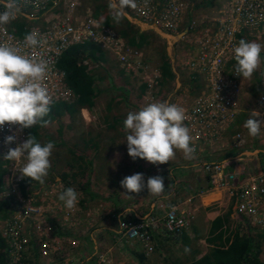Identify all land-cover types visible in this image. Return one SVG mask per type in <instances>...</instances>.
I'll list each match as a JSON object with an SVG mask.
<instances>
[{
	"label": "built area",
	"instance_id": "built-area-1",
	"mask_svg": "<svg viewBox=\"0 0 264 264\" xmlns=\"http://www.w3.org/2000/svg\"><path fill=\"white\" fill-rule=\"evenodd\" d=\"M86 1L16 0V18L0 25V44L12 46L18 54L37 61H47L48 70L42 84L52 97V104L73 103L77 99L58 65L62 54L72 45L97 43L104 51L112 50L125 64L123 67L129 62L126 45L119 35L104 27L91 6L84 12ZM189 1L135 0V8L126 6L124 10L141 23L172 35L178 33L179 24L185 23L184 10ZM6 3L7 0H0V12L6 10ZM105 3L110 5L111 0ZM218 16L212 23L218 24L213 35L215 40L208 32L210 28L199 32L197 42L191 45L194 53L187 66L201 77L203 85L202 95L187 108L184 120L195 149L196 161L191 166L209 182L208 189L201 188L200 193L219 190L232 200L230 219L222 227L225 237H233L236 233L253 235L260 242V256L264 261V166L253 164L250 158L254 156L253 150L243 149V133L238 131L231 135L228 130L241 111L240 96L246 85L243 86V78L235 73L237 63L233 49L244 34L260 40L264 38V0H221ZM18 23L23 24L24 34H20ZM191 28L196 29L193 25ZM30 33H35L39 41L35 47L25 45V36ZM129 51L132 53L131 48ZM89 62L84 61L86 65ZM259 101L263 110L258 102L260 109L253 112L263 121L264 95ZM9 135L16 139L5 144ZM27 138L25 129L20 130L18 125L6 123L0 127V159L3 169L8 171L2 195L15 201L10 205L8 217L0 216V237L7 245L8 264H32L29 260L34 251L39 254V264H70V258H60V246L55 242L61 241L58 226L70 223L72 226L74 222L68 220L77 214L59 200L58 188L42 187L36 192L29 191L30 186L25 189L24 184L30 177L21 179L18 171L25 163L23 158L15 162L4 159L9 148H15ZM222 143L239 152L220 161L208 159L215 154L214 147ZM12 209L13 214L10 213ZM164 210L162 215L141 221L121 216V237L127 242H140L147 254L154 251L153 231L181 237L189 228L187 211L175 203L168 204ZM56 254V260H49L48 256Z\"/></svg>",
	"mask_w": 264,
	"mask_h": 264
},
{
	"label": "rangeland",
	"instance_id": "rangeland-1",
	"mask_svg": "<svg viewBox=\"0 0 264 264\" xmlns=\"http://www.w3.org/2000/svg\"><path fill=\"white\" fill-rule=\"evenodd\" d=\"M220 2L221 0H210L209 2L206 0L189 1L187 8L185 7V10H187L184 16V21L186 20L185 24L181 23L182 26L179 24L177 34H166L172 36L169 45L166 38L162 36L165 32L163 33L159 28H155V26L149 28L142 27V24L136 22L135 18L131 17L127 12L120 22L117 23L113 16L115 10L110 8V5L105 3V0H87L84 12L89 6L93 8L94 12H96L97 9L99 13V17L97 16L98 19H101L102 23L104 22L103 25L106 24L104 27L106 29L110 27L112 31L114 30V32L119 35V38L123 39V42L126 44L124 49H127L126 54L129 58V62L123 67L125 64L119 61V57L116 56L112 50L109 51V49L105 50V55L102 60L89 62L88 66L90 71H92L91 73L97 74L98 71L100 72V77L98 76L96 79L98 94L94 106L91 108H79L78 111L70 115L65 113L60 120L48 122L41 127L40 142L42 145L50 141V136L58 142L63 141L64 144L55 146L49 158L51 163L50 171L52 174H48V176L44 178L43 184L33 180L26 184L25 189L30 186L29 191L36 192L42 187L52 186L54 190L58 188L60 194L61 189L64 191L68 187L74 188L78 193V203L76 207L70 211L77 215L76 217L70 218L68 221L70 223L75 222L74 219L76 221L79 219L80 228L82 227V230H85L84 234L88 233L91 228H98V225H108L109 223L119 226L120 218L117 214L120 212L121 214L126 213L127 215L125 216L132 219L135 218L134 212H148L151 203L156 200V197L148 193L147 188L139 193H128L121 187L120 181L126 176L139 172L144 174L146 184L148 177L160 175L164 178V185L165 188H167V182L172 179L170 173L171 169L177 166V164H181L180 166L183 164L190 166L189 164L196 161V156L195 153H193L191 159H186L182 151L176 150L175 157L165 164L153 165L141 158L133 160L127 153V133L124 129L123 122L129 112H136L150 103L169 102L176 104L181 107L184 110V114H186L187 108H190L194 102L200 98L203 91V85L201 84L202 80L199 79V75L197 76L196 73H193V71L187 67L188 61L194 53V47L191 45L197 42L196 40L198 34H200L199 32L205 31L207 28H210L209 32H211L212 35H209L215 40L216 37L213 35L216 34L218 24L212 23L219 15ZM107 20H109V22H106ZM191 25L196 29H192ZM125 29L130 36L135 33L141 34L137 36V43L142 41V47H135L130 44L128 36L123 34V30ZM185 34H187V36ZM240 39L254 41L264 46V38L260 40L244 34L239 37V40ZM128 47L132 49V53H130ZM164 56L169 59L174 73L169 81L163 76L162 64ZM91 65L92 68L90 67ZM118 66L120 69L124 70L125 77L128 78V82H121V85L126 83L129 85L127 100L125 99L126 96L124 93L113 89L112 84L115 82V79L114 82L113 80H109L111 76L116 75L109 76V72L119 68ZM243 81V86L246 85L245 88H243L242 96H240L241 111L237 115V120L231 124L228 130L231 135L236 134L238 131L243 133V138L245 140L243 149L253 150L254 156L250 158H255L257 164L256 161L254 163L258 165L264 159V156L255 157V149L264 147V119L262 121L260 119L261 116H255L256 113L253 111L260 108L263 110L259 100L261 96L264 95V48H262L260 54V64L257 70L250 78L243 79ZM258 102L260 108H258ZM249 118H255L261 122L260 132L255 136L250 135L248 129L244 126L245 121ZM239 119L240 124L238 123ZM111 123L115 124V126L112 127ZM183 125L186 126L184 121ZM60 127H62L61 133L59 131ZM214 149L216 150L215 154L208 157V159L211 158L215 161H220L231 153L239 152L235 151L230 145L226 147L225 143L215 146ZM80 156L85 157L87 161L93 162V171L91 175H87L86 179L88 178L91 180V191L98 193L102 198H93L89 194H86L81 185L85 180H82L81 177L76 178L72 175L78 172L80 166H87L86 161L81 159ZM175 171L178 173V168L177 170L175 169ZM193 173L194 175L200 174L198 171H193ZM64 174H67V182L62 181L61 178L59 181L56 179L57 176L62 177ZM182 192L183 194H178L179 197H186L188 192L185 190ZM162 193L156 196L158 197ZM199 195H203V193L201 192ZM176 196H171L170 194L169 197L175 199ZM3 198L6 199L5 196H3ZM175 200L178 201L177 199ZM8 202L9 205L15 203L14 200H8ZM165 202L167 201L165 200ZM167 204H173V202ZM230 204L232 206V200H229V197L226 196L224 199V206L227 207L230 206ZM210 205H213L215 208L219 206L216 200H212ZM126 206L131 207L132 212H129V210L126 211L128 208ZM161 206L162 205H159L157 209L162 211V213H157L152 216L165 213V207L160 209ZM13 212L14 209L10 210V213L13 214ZM97 212L98 221L96 217ZM70 224L65 226H60V224L57 230H60L64 234L67 228H70ZM190 224L191 222L189 223V228ZM57 225L58 224H56V226ZM118 228L120 231V227ZM159 232L160 236L173 237L171 233ZM185 232L186 231H184V233ZM58 234L61 235L59 236L61 241L55 243L60 246L58 252L59 256H61L60 258H64V260L70 258V264H74L75 258L72 256L74 251L72 248H69L67 252L65 251L64 245L66 241L63 239V235L60 232H58ZM64 237L68 240L70 238L69 235H64ZM100 237L101 236L98 238ZM78 239L79 236L76 234V236L72 238V241L70 240V245H75L76 242L74 241H78ZM116 242L120 246L131 243L124 240L120 235L117 236ZM194 255L198 256L199 254ZM31 258L34 259L29 260L32 264H39V254L37 251L32 253ZM48 258L49 260H56L58 255L48 256Z\"/></svg>",
	"mask_w": 264,
	"mask_h": 264
},
{
	"label": "clouds",
	"instance_id": "clouds-1",
	"mask_svg": "<svg viewBox=\"0 0 264 264\" xmlns=\"http://www.w3.org/2000/svg\"><path fill=\"white\" fill-rule=\"evenodd\" d=\"M126 6L135 8V0H111L110 8L115 10L113 16L117 23L126 15ZM5 9L0 12V25L16 18V0H7ZM38 43L35 33L25 36L26 46L35 47ZM262 48L264 46L257 42L239 40L233 49L237 62L236 75L243 79L253 75L260 64ZM47 70V61H37L18 54V50L12 46L0 44V127L7 123L18 125L23 130L32 128L38 121L47 124L43 118L50 112L52 104V97L42 84ZM184 119V110L169 102L150 103L136 112H129L123 122L128 155L133 160L141 158L153 165L168 163L175 157L176 150L182 151L186 159H191L195 149L190 146L192 138L189 129L183 125ZM244 126L250 135L255 136L260 132L261 122L249 118ZM15 139L14 135H9L5 144ZM54 147V142L48 141L42 145L29 134L25 141L15 148H9L4 159L15 162L23 158L25 163L18 169L20 178L30 177L32 181L43 184L51 168L49 158ZM120 184L128 193H139L147 188L148 193L159 195L165 189L162 176L148 177L145 184L144 174L139 172L124 177ZM58 198L69 210L78 203V193L72 187L62 191Z\"/></svg>",
	"mask_w": 264,
	"mask_h": 264
},
{
	"label": "crops",
	"instance_id": "crops-1",
	"mask_svg": "<svg viewBox=\"0 0 264 264\" xmlns=\"http://www.w3.org/2000/svg\"><path fill=\"white\" fill-rule=\"evenodd\" d=\"M136 22L142 24V27H151L150 25L143 24L138 20H136ZM166 34L167 33H164L162 36L166 38L167 42L170 45V38L172 36ZM114 74L116 75L111 76ZM92 75L94 76L96 87H98L96 79L98 76L100 77V72L98 71L97 74L92 73ZM108 75L111 76L109 80H113L114 82L115 79V82L112 84L113 89L117 90L118 92L124 93V95L126 96L125 99L127 100V91L129 85L128 83L121 85L122 81L128 82V78L125 77L124 70L120 69L119 67L110 71ZM238 123L240 124L239 121ZM255 152L256 158L258 156H264L262 154L264 153V147L256 148ZM252 161L254 165L257 164L255 158H252ZM255 161L256 164L254 163ZM263 161L260 162L258 166H264ZM192 164H189L190 166L186 164L180 166L181 164H177L178 167L175 166L174 168H172L170 171L172 179L171 181L167 182L168 189L158 197L154 195V197H156V200L151 203L148 212H134V220L141 221L147 219L150 215L152 216L157 213L161 214L162 211L157 209L159 205H162L163 207L161 206L160 209H163L164 207H168L167 203L169 202L177 204L180 209L183 208L185 209V211H187V215L191 222L190 228H188V230L181 236V238H177L176 236H171L172 238L163 237L160 236L159 231H153L152 234L154 251L151 254H147L145 248L140 242L134 241L128 243V245L125 244L124 246H120L117 244L116 238L119 235L121 236L118 228L120 227V224L119 226H117L115 224L111 225L109 223L108 225H98L97 223L98 228H91L88 233L84 234L85 230H82V227L80 228L81 225H79V219H77V221L75 220L73 225L69 226L70 228H67V230L65 231V235L70 236L69 240L63 236V239L66 241V244L64 245L65 251L67 252L69 248H72V250L74 251L72 255L75 258L74 264H189L190 261L194 260V256H197L194 254H199L196 258L204 255L211 247L210 243H208V239L212 238V228L214 220L218 217L225 216V214L228 213H230L231 215L232 206L231 204L227 207L224 206V199L226 196L224 195L223 191L216 190L214 192H204L203 195H199L201 188L203 190L208 189L207 186L209 185V182L206 177H204L203 175L201 176V173L198 175H194L193 171L196 170L193 169L194 166H191ZM177 168L178 173H176L175 171V169L177 170ZM5 174L7 180L8 171H6ZM60 178V176H57L56 179L59 181ZM183 190L188 192L187 196L180 198L178 194H183ZM170 194L171 196L177 195L175 199H177L178 201H176L174 198H170ZM1 198H3L2 194ZM165 200L167 202H165ZM212 200H216L219 206L215 208L213 207V205H210ZM127 210L132 209L131 207H128L126 211ZM125 215L127 214H121V212L117 214L119 218L121 216L128 217ZM96 217L98 221V212ZM76 234H78L79 239L78 241H74L76 242L75 245L71 246L70 240L72 241V238L76 236ZM216 235L217 233H215L213 236ZM99 236L101 237L98 238ZM138 257L143 258L144 263H141Z\"/></svg>",
	"mask_w": 264,
	"mask_h": 264
},
{
	"label": "trees",
	"instance_id": "trees-1",
	"mask_svg": "<svg viewBox=\"0 0 264 264\" xmlns=\"http://www.w3.org/2000/svg\"><path fill=\"white\" fill-rule=\"evenodd\" d=\"M95 14L99 17L97 9ZM106 22H109V20H107ZM17 25L19 26L20 34H24L25 31L23 30V24L18 23ZM126 31V29L123 30V34L128 36V41L130 42V44L135 47H142V41H140V43H137V36L141 34L135 33V36H130V34H128ZM104 52L105 51L99 44L91 42L79 45L76 44L65 50L59 60L58 65L64 71L66 81L73 88L74 92L77 95V99L73 103L58 102L51 104V110L48 115L43 118L44 121H47V123L51 121H58L65 113L72 114L78 111L79 108H91L92 106H94L97 97V87L95 84L94 76L89 71L88 65H86L84 61L102 60L105 55ZM162 71L163 76L167 81H169V79L174 74L171 63L166 56H164L163 58ZM238 121L240 122V119ZM43 125V121H38L37 124H35L32 128H25V131L28 136L29 134H31L36 137L38 142H40V129ZM111 125L112 127L115 126V124L113 123H111ZM59 131L60 133L62 132V127H60ZM49 140L54 142L55 146L64 144L63 141L58 142L51 136L49 137ZM262 154L264 155V153ZM80 158L85 160V157L83 156H80ZM85 161L87 163V166H80L78 172L72 175L76 178L81 177L82 180H85L81 185L86 194H89L93 198H102V196L98 193L91 191V180L88 178L86 179V177L89 174L91 175V172L93 171V162L87 160ZM5 172L6 171L2 167V160L0 159V216L2 217H8L10 208L8 202L9 199L1 198V194L3 193L7 184ZM49 174H52L50 170ZM66 175L67 174H64L61 177L62 181H66ZM30 179L31 178H28L26 180L24 187L26 186V184L32 181V179ZM167 189L168 188H165L163 193ZM229 219L230 213L225 214V216L218 217L214 220L212 228V238L208 239V243H210L211 245L210 249L201 257L196 258L197 256H195L194 260L190 261L189 264H264V261L260 256V242H258L253 235L246 234L242 236L236 233L233 237H225V233L224 231H222V227L226 221H229ZM57 232H60L63 236L65 235V233L63 234V232H61L60 230H57ZM215 233H217V235L213 236ZM139 261L141 263H144L143 258H139ZM8 263L9 256L7 252V245L5 240L0 237V264Z\"/></svg>",
	"mask_w": 264,
	"mask_h": 264
},
{
	"label": "bare ground",
	"instance_id": "bare-ground-1",
	"mask_svg": "<svg viewBox=\"0 0 264 264\" xmlns=\"http://www.w3.org/2000/svg\"><path fill=\"white\" fill-rule=\"evenodd\" d=\"M191 4V3H190ZM186 11L187 10H185V13H186ZM101 20V19H100ZM189 21V20H188ZM104 23V22H103ZM185 24V23H184ZM104 25H106V24H104ZM181 26H182V24H181ZM180 26V27H181ZM108 28H110V27H108ZM209 32V31H208ZM164 33V32H163ZM186 33V32H185ZM195 33V32H194ZM186 35V34H185ZM195 36H196V34H195ZM123 40V39H122ZM190 43V42H189ZM196 43V42H195ZM79 45V44H78ZM126 45V44H125ZM73 46V45H72ZM129 48V47H128ZM127 50V49H126ZM110 51V50H109ZM112 52V51H111ZM114 55V54H113ZM94 60V59H93ZM116 60V59H115ZM91 61V60H90ZM93 62H95V61H93ZM96 64V63H95ZM141 64H142V62H141ZM91 68H92V65L90 66ZM95 68H97V67H95ZM127 68V67H126ZM177 68V67H176ZM94 69V68H93ZM98 69V68H97ZM182 71V70H181ZM92 72V71H91ZM161 74V73H160ZM191 74V73H190ZM193 75H195V74H193ZM198 76V75H197ZM199 79H200V77H199ZM199 79H197V80H199ZM201 80V79H200ZM195 81V80H194ZM193 81V82H194ZM163 82V81H162ZM200 83H201V81H200ZM202 84V83H201ZM201 94V93H200ZM151 95V94H150ZM179 98V97H178ZM197 98V97H196ZM189 107H190V105H189ZM186 113V112H185ZM191 145V144H190Z\"/></svg>",
	"mask_w": 264,
	"mask_h": 264
}]
</instances>
